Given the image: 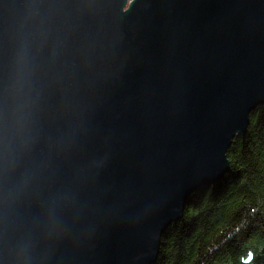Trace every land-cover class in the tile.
Segmentation results:
<instances>
[{"label": "water", "instance_id": "water-1", "mask_svg": "<svg viewBox=\"0 0 264 264\" xmlns=\"http://www.w3.org/2000/svg\"><path fill=\"white\" fill-rule=\"evenodd\" d=\"M263 98L264 0H0V264L155 263Z\"/></svg>", "mask_w": 264, "mask_h": 264}, {"label": "trees", "instance_id": "trees-1", "mask_svg": "<svg viewBox=\"0 0 264 264\" xmlns=\"http://www.w3.org/2000/svg\"><path fill=\"white\" fill-rule=\"evenodd\" d=\"M233 139L229 171L189 195L153 264H264V102Z\"/></svg>", "mask_w": 264, "mask_h": 264}, {"label": "rangeland", "instance_id": "rangeland-1", "mask_svg": "<svg viewBox=\"0 0 264 264\" xmlns=\"http://www.w3.org/2000/svg\"><path fill=\"white\" fill-rule=\"evenodd\" d=\"M130 1V0H129ZM261 103L260 104H262L263 102H264V98L260 101ZM259 103V102H258ZM260 104H258V105H260ZM257 103H256V105H254L253 107V109L252 110H254L257 106ZM251 110V111H252ZM251 111H250V113H251ZM250 113H249V117H248V120L250 121ZM247 124H249V122L247 123ZM247 128H248V125H246V130H245V133H246V131H247ZM235 132V131H234ZM233 132V133H234ZM245 133L243 134V135H245ZM238 135H241V136H243L242 134H239V132H235L234 133V135H233V137L231 138V142H230V144L228 145L229 147H230V145L232 144V141L234 140L233 138L234 137H236V136H238ZM228 147V148H229ZM228 150V149H227ZM227 153V152H226ZM226 160H227V162H228V166H230V163H229V160H228V158H227V154H226ZM225 171V173H223L218 179H216V180H214V181H207V182H204V183H208L209 182V184H213V183H215V182H217V181H220L222 178H223V176L229 171V169H225L224 170ZM197 188H199V187H197ZM196 187H194L193 189H191L189 192H190V194L195 190V189H197ZM193 190V191H192ZM187 197V196H186ZM186 202H187V199H186ZM184 208H185V206H184ZM183 214H184V209H183V212L181 213V215L180 216H178L176 219H173V221H170V223L168 224V226H167V228L171 225V224H173L174 222H176V221H178V220H180L181 218H182V216H183ZM166 228V229H167ZM165 229V230H166ZM165 230H164V232H165ZM163 232V233H164ZM163 235V234H162Z\"/></svg>", "mask_w": 264, "mask_h": 264}, {"label": "snow or ice", "instance_id": "snow-or-ice-1", "mask_svg": "<svg viewBox=\"0 0 264 264\" xmlns=\"http://www.w3.org/2000/svg\"><path fill=\"white\" fill-rule=\"evenodd\" d=\"M251 259H252V255L249 254V255H248V260L250 261Z\"/></svg>", "mask_w": 264, "mask_h": 264}, {"label": "bare ground", "instance_id": "bare-ground-1", "mask_svg": "<svg viewBox=\"0 0 264 264\" xmlns=\"http://www.w3.org/2000/svg\"><path fill=\"white\" fill-rule=\"evenodd\" d=\"M188 197H189V195H188ZM188 199V198H187Z\"/></svg>", "mask_w": 264, "mask_h": 264}]
</instances>
